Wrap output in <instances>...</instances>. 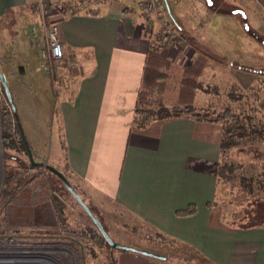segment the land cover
I'll return each mask as SVG.
<instances>
[{
    "label": "rangeland",
    "instance_id": "obj_1",
    "mask_svg": "<svg viewBox=\"0 0 264 264\" xmlns=\"http://www.w3.org/2000/svg\"><path fill=\"white\" fill-rule=\"evenodd\" d=\"M209 1L210 5L206 0H188L180 11L172 14L175 24L170 20L175 34L188 43L184 50L187 56L195 49L192 58L205 54L211 66H219L223 71L216 72L213 80L206 76L198 78L200 88L196 103H192L194 113L200 116L207 113L212 118L229 109L241 118L248 132H264V75H259L264 72V21L244 0ZM235 11H242L245 17L233 15ZM14 30L20 37L10 38L5 31H0V73L11 94L31 161L36 165H31L27 154L3 151L2 115L9 112L10 105L0 83L1 258L46 254L60 264H117L119 258L129 262H132L130 259H149L111 248L101 241L95 226L61 179L47 170L49 166L74 186L115 243L163 256L166 264H207L189 248L171 241L159 243L150 227L90 191L65 171L57 102L66 88L67 98L73 96L81 70L70 67L71 61H67V68L66 65L56 68L51 86L48 71L44 69L45 39L32 38L18 21ZM157 40L167 43L168 53L180 48L166 41L160 32H157ZM175 58L168 59L175 65H185L190 60L185 58L186 62H180L178 56ZM171 104L165 105L171 108ZM231 125L232 119L217 122V132L222 135L223 129ZM219 162L232 166V172H223L218 181L215 206L222 222L232 227L264 225V138L250 135L235 140L222 152ZM242 177L255 179L254 194L249 195L242 189ZM18 180L20 183L14 188ZM11 188V194L5 195ZM131 228L136 232H131Z\"/></svg>",
    "mask_w": 264,
    "mask_h": 264
},
{
    "label": "crops",
    "instance_id": "obj_2",
    "mask_svg": "<svg viewBox=\"0 0 264 264\" xmlns=\"http://www.w3.org/2000/svg\"><path fill=\"white\" fill-rule=\"evenodd\" d=\"M34 1L0 0V18L11 10L15 23L31 35L37 22L32 14ZM140 2L105 0L75 14L50 16L49 22L58 27L64 54V60L53 66L54 77L56 68L69 60L81 70L73 96L67 98L66 88L57 102L64 167L90 191L166 241L193 250L207 264H264V225L227 226L217 213L221 135L216 123L183 115L153 120L142 129L133 125L149 45L160 46L162 55L171 60L178 56L180 62L191 61L196 53L193 49L190 56L185 54L188 43L183 39L178 51L168 53L167 43L157 40L158 23L143 18ZM244 2L264 21V0ZM186 3L188 0H176L169 6L170 16ZM177 31L182 34L181 28ZM35 38L42 41V31ZM220 71L209 61L199 79L213 80ZM189 206L196 208L195 214H175ZM130 260L166 264V260L151 258ZM132 262L119 258L117 264H135Z\"/></svg>",
    "mask_w": 264,
    "mask_h": 264
},
{
    "label": "trees",
    "instance_id": "obj_3",
    "mask_svg": "<svg viewBox=\"0 0 264 264\" xmlns=\"http://www.w3.org/2000/svg\"><path fill=\"white\" fill-rule=\"evenodd\" d=\"M71 14L75 13L71 12ZM15 25L16 23L13 12L9 9L5 10L3 16L0 18V31H5L10 38H16L17 32L14 30ZM159 47L160 46L158 45H149L145 57L141 86L137 93L136 106L132 121L136 128L142 129L153 120H166L181 117L183 115H191L199 122L205 121L211 123L232 119L233 125L226 126L222 131L220 140L221 155L222 152L230 148L237 139H243L250 135L264 138V132L262 131L251 130L248 132L244 125H242L241 118L229 109H224L222 112L215 114L212 118H210L207 113L201 116L194 113L192 103L195 92L200 88L198 78L202 75L203 70L208 65V56L205 54H199L195 58H192V60L184 67H180L171 63L167 57L162 55ZM54 65L56 67L57 63H52L53 70L48 73L51 86L55 80ZM259 75H264V72ZM167 102L172 103L171 108H168L165 105ZM151 106H155L156 108H150ZM2 120L1 146L3 151L27 154L28 145L23 139L20 123L11 105L9 112L2 115ZM64 169L65 171H68L67 165H65ZM223 172L226 174L231 173L232 166L220 164L219 162L217 167V181H219ZM18 183H20V180L16 182L14 188L17 187ZM240 185L249 195L254 194L256 191L254 178L242 177L240 179ZM72 188L75 191L74 186H72ZM262 190L264 191V187ZM11 192L12 188L7 190L5 195H9ZM195 213L196 208L194 206H189L183 211H177L175 214L180 217H186ZM130 230L131 232H136V229L134 228H131ZM98 238L104 242L100 235H98ZM154 238L161 244L166 243V238L158 233H155ZM1 242L2 240H0V244H2ZM73 245L74 243H72V246Z\"/></svg>",
    "mask_w": 264,
    "mask_h": 264
},
{
    "label": "built area",
    "instance_id": "obj_4",
    "mask_svg": "<svg viewBox=\"0 0 264 264\" xmlns=\"http://www.w3.org/2000/svg\"><path fill=\"white\" fill-rule=\"evenodd\" d=\"M105 0H35L32 6V14L37 22L31 27L30 33L36 37L42 31L46 42V51L43 52L44 69L51 71L52 63L64 60V54L59 41V31L56 24L49 22L53 13L65 11L78 13L84 7L98 5ZM176 0H141L140 10L144 19L157 22L160 34L166 41L173 45L180 46L182 41L170 27V19L166 6H171ZM67 65V64H66ZM69 65V64H68ZM73 66L70 63V67Z\"/></svg>",
    "mask_w": 264,
    "mask_h": 264
},
{
    "label": "water",
    "instance_id": "obj_5",
    "mask_svg": "<svg viewBox=\"0 0 264 264\" xmlns=\"http://www.w3.org/2000/svg\"><path fill=\"white\" fill-rule=\"evenodd\" d=\"M206 1H207V4L210 5V1L209 0H206ZM166 9H167V13H168V16H169L170 20L173 21L171 19L170 13H169V7L166 6ZM236 14H240L242 17H245V14L242 11L233 12V15H236ZM0 83H1L2 89L4 91V94H5L8 102H9V104L11 105L12 109L14 110L11 94H10L9 89L7 87V84H6L5 80H4V77H3V75L1 73H0ZM27 155H28V157H29V159L31 161V156L29 154V149L27 150ZM31 165L35 166L36 164L31 161ZM37 165L38 166H42L40 164H37ZM46 168H47L48 171H50L51 173L55 174L59 179H61V181H62L63 185L65 186V188L67 189V191L71 194V196L78 203V205L83 209L85 214L88 216V218L91 220V222L95 226V228L98 231V233L101 236V238L104 240V242L109 247L114 248V249H118V250H122V251L131 252V253H134V254H140V255H142L144 257H147V258L156 259V260H160V261H165L166 258L163 257V256H160V255H157V254H153V253H150V252H147V251H144V250H138V249H135V248H132V247H129V246L120 245V244L115 243L108 236V234L106 233L105 229L103 228L101 222L94 217V215L92 214L90 209L81 200L80 196L73 190L72 186L67 182V180L64 178V176L60 172H58L57 170L53 169L52 167L46 166Z\"/></svg>",
    "mask_w": 264,
    "mask_h": 264
},
{
    "label": "bare ground",
    "instance_id": "obj_6",
    "mask_svg": "<svg viewBox=\"0 0 264 264\" xmlns=\"http://www.w3.org/2000/svg\"><path fill=\"white\" fill-rule=\"evenodd\" d=\"M1 258V256H0ZM3 258V259H2ZM1 263H11V264H60L54 258L46 254H21V255H13V256H2ZM4 263V264H5Z\"/></svg>",
    "mask_w": 264,
    "mask_h": 264
},
{
    "label": "flooded vegetation",
    "instance_id": "obj_7",
    "mask_svg": "<svg viewBox=\"0 0 264 264\" xmlns=\"http://www.w3.org/2000/svg\"><path fill=\"white\" fill-rule=\"evenodd\" d=\"M1 243L3 244V241Z\"/></svg>",
    "mask_w": 264,
    "mask_h": 264
}]
</instances>
